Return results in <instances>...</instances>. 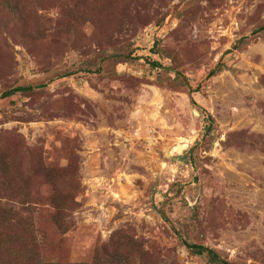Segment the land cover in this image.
I'll return each mask as SVG.
<instances>
[{"label": "rangeland", "instance_id": "rangeland-1", "mask_svg": "<svg viewBox=\"0 0 264 264\" xmlns=\"http://www.w3.org/2000/svg\"><path fill=\"white\" fill-rule=\"evenodd\" d=\"M10 7L0 171L27 194L0 172V200L31 225L0 228V264H264V0Z\"/></svg>", "mask_w": 264, "mask_h": 264}, {"label": "trees", "instance_id": "trees-1", "mask_svg": "<svg viewBox=\"0 0 264 264\" xmlns=\"http://www.w3.org/2000/svg\"><path fill=\"white\" fill-rule=\"evenodd\" d=\"M7 4H9L11 7L10 8H14L15 5L17 4V0H4ZM257 32H261L264 31V25H262L261 27L256 29ZM247 38V37H246ZM31 40V39H30ZM244 40V39H242ZM222 70V63H219L214 69H212L209 73V76H215L218 72H220ZM33 88L32 85H28V86H17V87H13L11 89H8L7 91H5L2 94L3 98H7V97H11L15 94H17L18 92H25V91H29ZM205 110V109H203ZM208 114V120L210 123L213 122V118L212 116ZM1 175L2 178H5L8 176V180L6 182H4L3 187H5L9 193L12 195L17 194L15 193L16 190H20L21 193H18L17 195H26V187L23 186V182L19 176L18 173L13 174L15 172H13L12 168L7 166V165H2L1 164ZM11 176V177H10ZM10 177V178H9ZM53 180V179H52ZM55 183V182H54ZM52 183V184H54ZM55 188L57 187V185L55 184L54 186ZM25 188V189H24ZM0 189H2L0 187ZM58 191V189H57ZM55 194V193H54ZM55 200L62 202L63 198H60L59 195L55 194ZM2 201L0 200V228L6 226V225H14L15 221H17V219L14 217L13 215V209L11 208L10 204H3L1 203ZM18 224L24 226V223H26L27 228H30L31 222L29 221V219H21L19 221H17ZM0 229V237H4V242L6 241L5 239V235H3L1 233ZM187 247L188 249L191 251V253L195 254V255H199V256H207L208 260L213 263V264H236L234 262H231L227 259H224L223 257H221L214 249L209 248L205 245L202 244H196V243H187Z\"/></svg>", "mask_w": 264, "mask_h": 264}]
</instances>
